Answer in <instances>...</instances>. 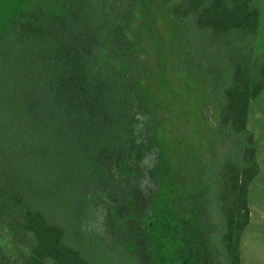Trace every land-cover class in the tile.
<instances>
[{"label":"rangeland","instance_id":"374dc122","mask_svg":"<svg viewBox=\"0 0 264 264\" xmlns=\"http://www.w3.org/2000/svg\"><path fill=\"white\" fill-rule=\"evenodd\" d=\"M25 1L0 0V30ZM154 1L168 10L180 0ZM100 2L94 8L101 5L107 16L88 24L90 32L107 41L112 33H123V45L112 53H132L143 67L131 71L120 61L117 69H81L71 75L62 97L43 96L51 120L40 124L60 126L64 132L53 160L63 177L52 210L66 225L70 244L91 264H228L220 244L224 215L217 200L221 183L216 160L243 167L253 145L259 173L248 187L251 219L241 259L242 264H264V88L250 99L246 130L223 121L233 55L224 37L231 34L215 36L194 15L185 17L179 28L163 12L156 15L157 35L169 47L166 79L178 91L182 86L191 111L199 107L206 114L204 121L194 117L189 132L181 107L162 86L136 0ZM259 7L255 60L261 65L264 0ZM192 84L193 98L188 99ZM4 235L0 227V264H20L19 257L10 261ZM17 242L27 247L26 239Z\"/></svg>","mask_w":264,"mask_h":264},{"label":"trees","instance_id":"16d2710c","mask_svg":"<svg viewBox=\"0 0 264 264\" xmlns=\"http://www.w3.org/2000/svg\"><path fill=\"white\" fill-rule=\"evenodd\" d=\"M136 2L162 71V86L181 107V120L189 132H193L194 117L199 115L204 121L206 114L199 107L191 111L190 101L182 98V86L178 91L166 79L169 47L157 35L156 15L163 12L178 28L185 17L194 15L196 22L210 27L215 36L231 34L230 39L224 37L233 55L232 85L226 91L223 121L237 131L246 130L250 99L264 88V62L259 65L255 60L260 0H180L168 10L154 0ZM100 3L26 0L0 30V227L5 232L10 261L19 257L20 264H91L83 251L70 244L66 225L52 210L63 177L53 161L63 128L40 123L51 120L49 109L43 107V96L62 97L74 72L81 74V69L91 67L97 73L102 65L117 69L120 61L126 62L131 71L136 66L135 70L142 69L141 60L139 63L132 53H112L123 45V33H112L107 41L90 32L88 24L107 16L101 5L94 8ZM129 72H125L127 78L131 76ZM193 91L192 84L186 98L192 99ZM184 139H189L188 134ZM249 140L253 144L252 135ZM185 148L190 149L186 144ZM245 159L243 167L235 162L221 163V158L215 166L221 183L217 200L224 215L219 226L220 244L228 264H242V237L251 219L248 187L259 173L253 145L247 148ZM23 239L27 247L17 242Z\"/></svg>","mask_w":264,"mask_h":264}]
</instances>
